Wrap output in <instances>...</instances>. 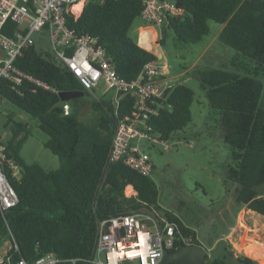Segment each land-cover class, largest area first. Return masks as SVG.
I'll return each instance as SVG.
<instances>
[{"label": "trees", "instance_id": "trees-1", "mask_svg": "<svg viewBox=\"0 0 264 264\" xmlns=\"http://www.w3.org/2000/svg\"><path fill=\"white\" fill-rule=\"evenodd\" d=\"M169 1L176 3L182 13L165 18L162 44L166 42L167 28L174 31L178 41L197 43L209 34V22L214 20L223 26L219 40L236 51L225 67L204 66L197 70L196 77L209 99L210 118L217 120L230 148L226 176L238 183L236 202L264 216V195L258 190L264 184V0ZM143 9V0H86L82 13L78 17L67 15V23L79 34L98 36L119 75L134 80L145 63L157 58L130 35ZM7 26L3 32L14 29L15 24L9 21ZM47 43L43 33L15 64L49 88L30 80L15 85L2 79L0 103L10 101L38 120L39 128L48 135L45 146L60 157L61 165L49 170L26 162L20 152L29 131L25 122L14 123L11 136L3 141L7 155L23 171L19 178L10 177L18 202L6 210L0 209V242H12L4 261L0 256V264L21 259L34 264L48 253L59 259L56 264H90L102 220L129 213L142 203L162 208L157 183L122 160L109 166L100 186L116 127L132 115L134 95L121 93L119 105L113 101L114 90L110 99H94L91 119L85 117V111H73L71 105L66 113L64 106L69 102L61 99V91L91 92L51 49L41 46ZM194 92L183 83L168 88L164 106L147 120L151 132L167 140L184 130L192 121ZM144 129L148 131L147 127ZM126 188L127 193L132 189L138 194L127 196ZM166 215L177 223L190 243L202 244L197 231L177 214L166 210ZM213 243L212 256L203 264H259L246 255L235 257L225 238Z\"/></svg>", "mask_w": 264, "mask_h": 264}, {"label": "built area", "instance_id": "built-area-1", "mask_svg": "<svg viewBox=\"0 0 264 264\" xmlns=\"http://www.w3.org/2000/svg\"><path fill=\"white\" fill-rule=\"evenodd\" d=\"M81 0H0V81L9 79L15 85L24 80L49 88L39 78L19 68L15 61L24 50L35 45L46 33L54 56L66 66L93 93L101 80L114 90L113 101L119 105L121 93H131L135 97L134 111L119 121L110 146L107 162L103 170L100 186L103 185L109 166L122 160L128 167L145 176H151L154 164L151 156L142 150L140 140L156 138L147 125L150 116L157 114L164 106L166 91L172 87L167 77L169 64L160 57L148 61L134 80L119 75L112 57L100 42L98 36L79 34L67 23V15L79 12L75 7ZM86 0H83V7ZM141 16L151 26L161 27L167 15H180L182 9L169 0H143ZM15 24L8 29V22ZM151 26L142 28H152ZM153 29V28H152ZM155 30V29H154ZM158 43L159 31L155 30ZM139 43L142 34L139 31ZM143 46V45H142ZM65 112L71 110L65 104ZM144 127L148 129L145 130ZM160 140H163L160 138ZM167 143V140H163ZM23 168L7 155L6 145L0 136V209L6 210L18 202V195L10 177H21ZM161 206V205H160ZM142 203L129 213L111 216L99 224L98 235L90 264H160L165 253L179 246V242L190 244L177 223L166 215V208ZM6 256L1 257L4 261ZM58 258L48 253L34 264H56ZM75 263L77 259H72ZM13 264H30L21 259Z\"/></svg>", "mask_w": 264, "mask_h": 264}, {"label": "rangeland", "instance_id": "rangeland-1", "mask_svg": "<svg viewBox=\"0 0 264 264\" xmlns=\"http://www.w3.org/2000/svg\"><path fill=\"white\" fill-rule=\"evenodd\" d=\"M209 24V34L197 43L178 41L174 31L167 28L166 42L162 44L164 34H159L158 43L152 48L155 54L161 56V61L169 64L168 82L171 85L183 83L195 91L191 106L192 121L184 130L169 137L167 143L163 141L166 139L160 140V136L156 135L159 140H140L139 145L153 161L151 177L159 188V204L194 228L211 256L213 242L225 238L231 243L235 257L246 255L264 264V216L236 202L238 183L227 180L226 176V166L231 162L230 148L223 139L217 120L210 118L209 99L196 77L197 70L204 66L225 67L223 65L226 62L229 64L236 52L219 40L222 24L214 20ZM151 25L140 15L133 23L130 35L139 42L140 28ZM151 27L159 31L165 25ZM152 28L147 30L153 32L155 40L156 32ZM41 46L51 49L48 43ZM112 93L113 89L101 80L91 95L74 97L68 102L73 111L81 114L85 111V117L91 119L94 113L90 106L92 101L110 99ZM18 121L25 122L29 131L20 152L22 158L49 170L57 169L61 159L45 146L48 135L39 128L38 120L16 104L3 100L0 103V136L4 140L9 138L12 126ZM258 190L264 195V184ZM129 191L131 194L126 188L127 196L138 194L132 193V189ZM261 245L259 254L252 252ZM11 247L9 239L0 242V256H6ZM248 248H251L250 253Z\"/></svg>", "mask_w": 264, "mask_h": 264}, {"label": "water", "instance_id": "water-1", "mask_svg": "<svg viewBox=\"0 0 264 264\" xmlns=\"http://www.w3.org/2000/svg\"><path fill=\"white\" fill-rule=\"evenodd\" d=\"M85 94L84 91H61L60 97L68 101L74 97H80ZM211 257L210 250L200 244L180 243L179 246L171 251H167L160 264H169L172 261H179L182 264H203Z\"/></svg>", "mask_w": 264, "mask_h": 264}, {"label": "bare ground", "instance_id": "bare-ground-1", "mask_svg": "<svg viewBox=\"0 0 264 264\" xmlns=\"http://www.w3.org/2000/svg\"><path fill=\"white\" fill-rule=\"evenodd\" d=\"M75 9L79 12L80 11V9H78L77 7H75ZM156 32V31H155ZM156 37H157V33H156ZM155 40H156V38H155ZM142 44H143V46H145V47H147V48H149V49H151L152 47H154L155 46V43H154V36H153V33L152 32H150V31H148V30H144L143 31V39H142ZM260 244V243H259ZM253 247V246H252ZM261 247H263L262 245L260 246V248H258V249H254L252 252L254 253L255 252V254H259L260 253V251H261ZM257 248V247H256ZM248 250H249V253H250V250H251V248H248Z\"/></svg>", "mask_w": 264, "mask_h": 264}, {"label": "clouds", "instance_id": "clouds-1", "mask_svg": "<svg viewBox=\"0 0 264 264\" xmlns=\"http://www.w3.org/2000/svg\"><path fill=\"white\" fill-rule=\"evenodd\" d=\"M78 9H80V10H82V8H83V0H81V2H80V4H78L77 6H76ZM165 23V22H164ZM163 26V25H162ZM161 26V27H162ZM154 29V28H153ZM156 30V29H155ZM159 33L160 34H162V29L161 30H159ZM140 44V43H139ZM140 46H142L141 44H140ZM142 47H144V46H142ZM144 48H146V47H144ZM146 49H148V48H146ZM149 50V49H148ZM151 51V50H150ZM152 52H153V50H152ZM156 56H157V58L158 57H160L161 58V56H159L158 54H156ZM184 243V242H183ZM191 244V243H190ZM200 245H202V244H200ZM203 246V245H202ZM176 249V248H175ZM174 250V249H173Z\"/></svg>", "mask_w": 264, "mask_h": 264}, {"label": "crops", "instance_id": "crops-1", "mask_svg": "<svg viewBox=\"0 0 264 264\" xmlns=\"http://www.w3.org/2000/svg\"><path fill=\"white\" fill-rule=\"evenodd\" d=\"M141 29H142V27L140 28V30H141ZM144 30H147V28H143V29H142V35H143V31H144ZM148 31L152 32V31H151V30H149V29H148ZM152 33H153V32H152ZM154 41H155V40H154ZM141 43H142V42H141ZM154 43H155V42H154ZM142 45H143V44H142ZM144 47H145V46H144ZM146 48H147V47H146ZM148 49H149V48H148ZM149 50H151V51H152V50H153V48H151V49H149ZM159 53H160V52H159ZM10 133H12V130H10ZM10 136H11V134H10ZM10 136H9V137H10ZM243 208H245V207H243ZM263 218H264V217H263ZM7 241H8V240H7ZM263 262H264V261H263Z\"/></svg>", "mask_w": 264, "mask_h": 264}]
</instances>
